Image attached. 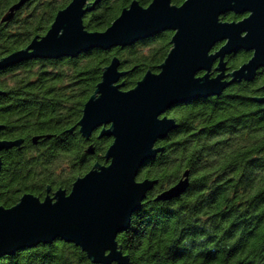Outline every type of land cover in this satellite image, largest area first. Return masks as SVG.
Returning a JSON list of instances; mask_svg holds the SVG:
<instances>
[{
    "label": "trees",
    "instance_id": "trees-1",
    "mask_svg": "<svg viewBox=\"0 0 264 264\" xmlns=\"http://www.w3.org/2000/svg\"><path fill=\"white\" fill-rule=\"evenodd\" d=\"M18 1L0 0V58L44 36L72 0H31L11 22L2 23ZM132 1L101 0L84 16L86 29L106 30ZM138 1L147 7L152 0ZM243 18L227 13L221 20ZM173 35L166 30L131 46L32 59L0 71V139L24 140L1 153L0 205L13 207L26 193L44 199L59 189L70 192L79 177L105 165L113 138H100L101 128L89 140L82 136L78 123L85 103L115 57L125 73L123 90L134 88L149 71L159 73ZM251 57L246 50L227 56L229 70ZM263 97L261 69L254 81L236 82L220 96L194 99L167 112L177 128L157 143L164 151L147 161L138 177L158 184L130 228L117 237L129 264H264V102L257 100ZM47 135L51 138L38 144L32 141ZM187 171L190 183L184 194L155 201ZM0 264L95 263L77 245L58 239L2 255Z\"/></svg>",
    "mask_w": 264,
    "mask_h": 264
},
{
    "label": "water",
    "instance_id": "water-1",
    "mask_svg": "<svg viewBox=\"0 0 264 264\" xmlns=\"http://www.w3.org/2000/svg\"><path fill=\"white\" fill-rule=\"evenodd\" d=\"M30 1L19 0L1 22H11ZM100 1L72 0L57 13L44 36L0 58V71L32 59L74 58L94 48L131 46L166 30L174 32L173 47L160 72L149 71L130 90L122 89L125 73L119 70L117 57L106 67L78 123L87 140L100 128V138H113L106 164H97L79 177L70 192L59 189L44 199L26 193L13 207L0 205V256L61 239L80 247L95 264H129L117 237L130 228L133 215L158 184L156 179L138 177L142 166L164 151L157 143L177 128L167 112L194 99L220 96L236 82L254 81L264 68V0H186L180 6L172 0H152L147 7L133 0L106 30L89 31L84 16ZM227 13L245 17L221 20ZM240 50L251 52L252 57L230 71L226 57ZM257 100L264 102V97ZM42 138L51 135L32 141L38 144ZM23 142L0 139V173L1 153ZM88 153H94L92 146ZM189 183L187 171L155 201L180 197Z\"/></svg>",
    "mask_w": 264,
    "mask_h": 264
},
{
    "label": "flooded vegetation",
    "instance_id": "flooded-vegetation-1",
    "mask_svg": "<svg viewBox=\"0 0 264 264\" xmlns=\"http://www.w3.org/2000/svg\"><path fill=\"white\" fill-rule=\"evenodd\" d=\"M151 2H152V1H151ZM28 3H29V2H28ZM172 3H173V0H172ZM21 9H22V8H21ZM21 9H20V10H21ZM20 10H19V11H20ZM19 11H17V12L15 13V16H16V14H17ZM15 16H14V18H15ZM244 17H245V16H244ZM14 18H13V19H14ZM7 23H8V22H7ZM222 44H223V43H221L220 45H222ZM262 69H264V68H262ZM259 71H260V70H259ZM215 74H216V73H215Z\"/></svg>",
    "mask_w": 264,
    "mask_h": 264
}]
</instances>
